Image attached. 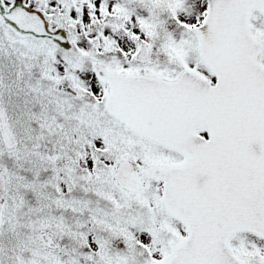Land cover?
Returning a JSON list of instances; mask_svg holds the SVG:
<instances>
[{"label":"snow or ice","instance_id":"6c2138e0","mask_svg":"<svg viewBox=\"0 0 264 264\" xmlns=\"http://www.w3.org/2000/svg\"><path fill=\"white\" fill-rule=\"evenodd\" d=\"M0 264H264V0H0Z\"/></svg>","mask_w":264,"mask_h":264}]
</instances>
